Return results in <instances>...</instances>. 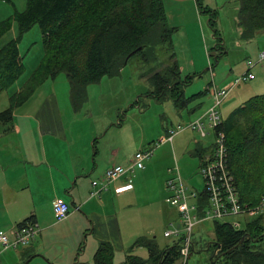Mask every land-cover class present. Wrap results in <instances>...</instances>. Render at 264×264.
<instances>
[{"label": "rangeland", "instance_id": "rangeland-1", "mask_svg": "<svg viewBox=\"0 0 264 264\" xmlns=\"http://www.w3.org/2000/svg\"><path fill=\"white\" fill-rule=\"evenodd\" d=\"M164 2L169 24L178 28L173 37L174 53L184 81L182 89L186 103L178 105L176 96L158 97L157 92L150 94L155 88L144 75L151 66L144 65L136 56L119 75L104 76L100 82L90 85L88 102L82 110L74 111L70 83L67 75L62 73L56 79L47 80L29 102L15 110L14 123L22 128L21 133H4V126L0 124V135L7 134L0 137V146L7 145L13 149L6 153L14 165H8L10 180L16 178L14 173H22L24 166L31 172L34 164L42 163L39 171L43 173L40 191L43 192L40 197L43 205L49 207L50 200L57 193L68 202L74 196L78 205L91 201L69 223L56 228L47 249L28 264H58L68 259H74L69 264H93L101 242L98 237L106 228H101L96 218L94 231L95 225L91 221L94 217L86 216L94 214L101 217L104 214L98 203L100 197L91 195L99 188L95 189L92 183L103 182L106 171L110 165L117 164L116 161L128 166L137 152L151 149H155L154 155L145 161V168L132 175L135 190L124 196L119 204L116 203L125 245L121 247L122 241L118 243L111 237L115 250L114 264L125 262L130 248L140 236L154 239L160 249L173 245L177 238L166 237L165 233L178 228L182 220L178 209L166 202L170 195L166 183L173 176L172 170H178L186 185L202 191L205 183L200 168L203 160L211 154L214 137L212 134L202 138L186 128L169 140L170 132L177 131L179 126L186 127L208 111L212 106L209 105V89L213 85L223 88L243 76L249 70L248 61L255 64L251 72L256 80L243 82L231 92L221 106L223 119L251 97L264 94V62H259L260 55L264 53V31L250 40L241 37L239 0H200L203 7L217 11L215 29L209 24V14L199 13L195 0ZM25 7L26 0H0V22L13 18L17 11L22 12ZM216 30L220 39L215 37ZM18 37V24L14 22L13 28L0 40V46ZM18 46L25 69L13 85L0 94V113L9 107L10 96L29 79L44 57L40 26L35 25L26 32ZM159 55L161 61H168L170 52L160 51ZM158 64H153L154 70L160 68ZM201 92L206 94L199 95ZM49 96L57 101L67 141L49 136L40 138L34 121L27 118L29 114H37L45 104L42 103L50 99ZM207 132L210 134L211 130L208 128ZM164 138L165 142L162 141ZM198 148L202 149L201 153L197 152ZM115 150L118 154L114 153ZM48 162L67 171L76 164L84 172L75 188L70 183L71 197L68 191L61 192L58 184H61L62 177L58 173L57 176L51 175L46 165ZM257 218L251 217L250 221ZM238 221L241 222V229H245V219L240 216L219 220L220 223ZM193 234L196 252L189 262L209 264L212 253L205 247L214 241V221L196 222ZM132 254L148 258L144 247L135 248ZM21 257L18 250H5L2 264H18L22 261Z\"/></svg>", "mask_w": 264, "mask_h": 264}, {"label": "trees", "instance_id": "trees-1", "mask_svg": "<svg viewBox=\"0 0 264 264\" xmlns=\"http://www.w3.org/2000/svg\"><path fill=\"white\" fill-rule=\"evenodd\" d=\"M195 1L199 13L209 14V24L215 29L217 11L203 7L200 0ZM239 3L241 37L253 39L264 31V0H239ZM14 22L18 24L19 37L0 46V94L23 74L25 67L18 43L35 25L40 26L45 53L38 68L10 96L9 107L0 113L4 133L14 128L15 110L25 105L47 80L62 73L67 75L72 107L78 112L88 102L90 85L104 76L119 75L136 56L144 65L151 66L144 75L155 88L150 94L176 96L178 105L187 100L174 53L173 37L178 28L169 24L164 0H26L24 11H17L13 18L0 22V40ZM215 32L218 38V31ZM139 48L142 50L138 51ZM160 51L170 52L168 61L160 60ZM155 63H160L158 70H154ZM218 131L226 134V167L241 202L258 206L264 199V94L251 97L234 110L223 119ZM201 151L197 149L198 153ZM33 219L30 217L17 226L35 222ZM214 231L213 243L209 249L205 247L212 253L209 264H264V215L250 221L242 230L214 221ZM138 247L147 249V259L132 254ZM181 248L180 239L160 249L154 239L140 236L123 264H180ZM195 252L194 241L192 255ZM36 256L26 253L22 264ZM114 257V246L101 241L93 264H114Z\"/></svg>", "mask_w": 264, "mask_h": 264}, {"label": "built area", "instance_id": "built-area-1", "mask_svg": "<svg viewBox=\"0 0 264 264\" xmlns=\"http://www.w3.org/2000/svg\"><path fill=\"white\" fill-rule=\"evenodd\" d=\"M259 62H264V53L260 55ZM247 65L249 70L243 76L238 77L223 88L219 89L213 85L211 90L209 89L213 96V104L208 111L191 121L186 127L179 126L177 131H171L167 137L172 140L176 134L186 128L197 132L202 138H208L212 134L214 137L211 154L203 160L200 168V174L205 183L202 191L186 185L178 170H172L173 176L166 183L170 192L166 202L178 209L182 223L173 231L166 232L165 236L176 237L182 241L180 264H188L192 256V248L194 247L193 228L196 222L219 221L227 217L240 216L245 219L247 226L251 217L264 215V199L256 207L241 202L233 177L226 167L228 157L226 134L218 131V127L223 123L221 106L224 101L243 82L255 78L251 72L255 64L248 61ZM208 128L211 130L210 134L207 132ZM162 141L165 142V138ZM154 150L137 152L128 166L114 165L109 168L105 173L103 182L94 181L92 183L95 189L99 188L91 195H99L103 190H107L109 184L117 182L125 176H128L127 182L116 187L115 191L123 193L132 189V175L145 168V161L154 155ZM53 210L56 220L63 222L70 215L71 206L66 199L56 198L53 202ZM229 224L236 230H242L239 221ZM38 233L39 226L36 222H28L23 226H16L10 231L0 232V264H2L1 257L5 250H20L28 247Z\"/></svg>", "mask_w": 264, "mask_h": 264}, {"label": "crops", "instance_id": "crops-1", "mask_svg": "<svg viewBox=\"0 0 264 264\" xmlns=\"http://www.w3.org/2000/svg\"><path fill=\"white\" fill-rule=\"evenodd\" d=\"M174 1L179 2V0ZM253 80H256V77ZM255 92L259 93L257 90ZM210 96L212 99H209L210 104H208L211 106L213 102V96L212 94H210ZM49 98L50 99H46L42 103H45L44 105L41 104L42 108L38 109L37 114L33 116L29 114L27 118L34 121L35 128L40 138L44 139L46 136H49L57 139L63 138L65 141H67L65 132H63L64 129L62 127V118L58 109V105L56 103L57 101L53 96H49ZM13 127L14 128L10 133L13 134L14 132H22V128L15 125L14 121ZM2 135H0V137H3ZM11 150L13 149L9 148L7 145L0 146V232L10 231L11 229L15 228L18 223H21L30 217H33V220H35V222L39 226V233L37 234L35 240L28 247L18 250V255L22 256V261L18 264H22L23 257L26 255V253H30L33 255L37 254L38 256H36L35 258L40 257V255H42V251L47 249V243L50 242L51 237L56 233V228L69 223L71 219L77 216L78 211L83 210V208L88 206L91 201H84L82 204L78 205L76 198L73 196L72 201H69L71 206L70 215L65 221L58 222L54 214L53 202L56 198L62 197L58 193L55 194V196H53L50 200L49 207H46L41 202L40 197L41 193L43 192L40 191L43 173L39 170H41L40 168L43 164H34V169L31 172L27 169V166H24L23 172L18 174L14 173V176L16 178L10 180V169L8 165H14L13 162H11V158H7L6 153L10 152ZM114 153L118 154L116 150L114 151ZM5 160L10 162H5ZM116 163L117 164L114 163L110 166L112 167L114 165H121L117 161ZM46 165L48 166V170L50 171L52 176H57L58 173L60 177L65 179V181H63V179L61 178V184L58 185L61 189V192L68 191V196L71 197L73 194L72 188L69 187L70 183H73V188H75L78 184L79 177H81L84 173L80 171V166L74 164L73 167H71L67 171L64 168H60L57 165L51 164L49 162ZM127 178L128 176H125L121 180L109 184L107 190L102 191H107L103 196H100L102 192L97 195L100 197V201L98 203L101 208L104 209V214H102L101 217L93 216L94 214H90V216L86 214L88 218L94 217V220H91L95 225L94 231L96 229V222H94L96 218L100 222L99 225L101 226V228L103 226L106 228V231L102 233L100 237H98L100 241H108L112 244L111 241L113 240L111 237H114V239L117 240L118 243H121L122 241L121 247L125 245V239L121 228V221L119 217L120 213H118L117 211L116 203L119 204L124 196H126L129 192L134 191L135 185L133 183V188L123 193H117L115 191V188L126 183ZM73 208H76V211L75 209L73 210ZM73 260L74 259H68L67 261H64L62 263H57L69 264ZM42 264L46 263L44 262Z\"/></svg>", "mask_w": 264, "mask_h": 264}, {"label": "water", "instance_id": "water-1", "mask_svg": "<svg viewBox=\"0 0 264 264\" xmlns=\"http://www.w3.org/2000/svg\"><path fill=\"white\" fill-rule=\"evenodd\" d=\"M140 50H142V48H139V49H138V51H140ZM136 52H137V51H136ZM210 245H211V244L208 245V248H207V249L210 248ZM40 256H41V255H40ZM29 262H30V260L26 261L24 264H28Z\"/></svg>", "mask_w": 264, "mask_h": 264}]
</instances>
